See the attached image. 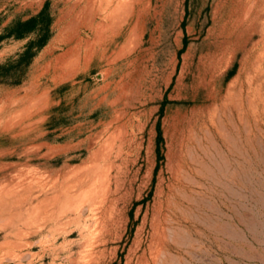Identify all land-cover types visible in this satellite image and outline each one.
Instances as JSON below:
<instances>
[{
  "label": "rangeland",
  "instance_id": "obj_1",
  "mask_svg": "<svg viewBox=\"0 0 264 264\" xmlns=\"http://www.w3.org/2000/svg\"><path fill=\"white\" fill-rule=\"evenodd\" d=\"M0 36V264H264V0H0Z\"/></svg>",
  "mask_w": 264,
  "mask_h": 264
},
{
  "label": "trees",
  "instance_id": "obj_2",
  "mask_svg": "<svg viewBox=\"0 0 264 264\" xmlns=\"http://www.w3.org/2000/svg\"><path fill=\"white\" fill-rule=\"evenodd\" d=\"M50 21L51 18L49 14L46 13L45 8L43 7L35 15L29 16L23 20H17L11 24L8 28L7 35H12L15 37H22L28 33L35 32L36 38L29 41L25 49L19 54L16 64L20 62L27 64L31 58L35 55L37 49L42 47L50 34ZM1 37V36H0ZM34 46V50L33 49ZM5 64H1L0 67H3ZM157 139L161 138L160 126L157 125Z\"/></svg>",
  "mask_w": 264,
  "mask_h": 264
},
{
  "label": "bare ground",
  "instance_id": "obj_3",
  "mask_svg": "<svg viewBox=\"0 0 264 264\" xmlns=\"http://www.w3.org/2000/svg\"><path fill=\"white\" fill-rule=\"evenodd\" d=\"M109 2V1H108Z\"/></svg>",
  "mask_w": 264,
  "mask_h": 264
}]
</instances>
